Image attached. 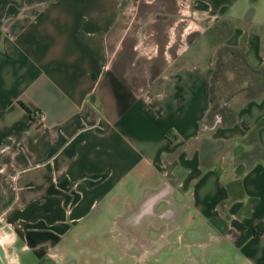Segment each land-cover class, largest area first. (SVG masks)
Listing matches in <instances>:
<instances>
[{
  "label": "crops",
  "instance_id": "0c3cea01",
  "mask_svg": "<svg viewBox=\"0 0 264 264\" xmlns=\"http://www.w3.org/2000/svg\"><path fill=\"white\" fill-rule=\"evenodd\" d=\"M186 1L180 33L178 0H0L20 264L64 261L118 204L126 228L189 229L206 264H264V0Z\"/></svg>",
  "mask_w": 264,
  "mask_h": 264
},
{
  "label": "rangeland",
  "instance_id": "374dc122",
  "mask_svg": "<svg viewBox=\"0 0 264 264\" xmlns=\"http://www.w3.org/2000/svg\"><path fill=\"white\" fill-rule=\"evenodd\" d=\"M186 0H178L177 8L180 17V33L192 29L186 18ZM197 32H199L197 30ZM204 41V34L199 36ZM198 38V39H199ZM201 54H204L207 45L201 43ZM213 109L210 105L203 122L210 120ZM212 114V115H211ZM213 117V116H212ZM133 213H125L118 204L116 211L102 216L99 226L93 230L83 229L78 242H72L67 248H60L65 260L56 264H206L203 254V244L190 245L187 240L189 229L175 228L166 234V229L125 227V217ZM9 218L0 214V264H20L18 256L22 253V244H19V234L22 230L17 224L10 223ZM76 231L70 233L69 238H74ZM201 242V241H197ZM191 254H197L196 257Z\"/></svg>",
  "mask_w": 264,
  "mask_h": 264
},
{
  "label": "built area",
  "instance_id": "2783aa9c",
  "mask_svg": "<svg viewBox=\"0 0 264 264\" xmlns=\"http://www.w3.org/2000/svg\"><path fill=\"white\" fill-rule=\"evenodd\" d=\"M32 115L37 123H40L42 121V114L39 111L33 110Z\"/></svg>",
  "mask_w": 264,
  "mask_h": 264
},
{
  "label": "trees",
  "instance_id": "16d2710c",
  "mask_svg": "<svg viewBox=\"0 0 264 264\" xmlns=\"http://www.w3.org/2000/svg\"><path fill=\"white\" fill-rule=\"evenodd\" d=\"M20 105L28 112V109L23 104L20 103ZM214 108H215V106L213 105L212 106L213 111L215 110Z\"/></svg>",
  "mask_w": 264,
  "mask_h": 264
}]
</instances>
